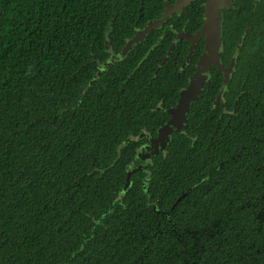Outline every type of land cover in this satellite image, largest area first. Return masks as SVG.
I'll use <instances>...</instances> for the list:
<instances>
[{
	"label": "trees",
	"instance_id": "trees-1",
	"mask_svg": "<svg viewBox=\"0 0 264 264\" xmlns=\"http://www.w3.org/2000/svg\"><path fill=\"white\" fill-rule=\"evenodd\" d=\"M160 3L0 0V264H169L167 257L178 253L168 237H153L155 230L145 228L154 222L153 212L142 210L129 193L120 199L123 178H105L118 175L119 165L91 169L86 159L65 157L59 142L61 109L77 102V73L104 45L106 32L113 26L109 38L124 36L127 19ZM231 11L223 16V50L232 47L226 37L235 21ZM255 45L245 86L256 99L240 96L228 124L220 123L222 138H210L214 120L199 124L207 134L197 132L190 156L196 150L201 159H183L182 187L162 188L159 208L167 210L197 175L222 162L215 178L173 211L180 230L226 221V242L200 264H264V35ZM85 98L77 113L85 112ZM93 158L101 165L109 161L104 139Z\"/></svg>",
	"mask_w": 264,
	"mask_h": 264
},
{
	"label": "flooded vegetation",
	"instance_id": "flooded-vegetation-1",
	"mask_svg": "<svg viewBox=\"0 0 264 264\" xmlns=\"http://www.w3.org/2000/svg\"><path fill=\"white\" fill-rule=\"evenodd\" d=\"M178 1L161 0L142 15L127 19L122 24L126 29L124 36L115 33L109 38L113 26L106 32L104 45L77 73L78 87L74 89L77 102L71 108L66 105L61 109L59 142L65 157L88 160L91 169L102 171L104 167L112 169L119 165L118 175L105 178H123L120 199L129 193L142 210L154 213V222L145 228L155 230L153 237H168L170 248L178 249L173 257L176 259L167 257L169 264H200L209 261L207 257L216 251L214 246L226 242L223 229L226 221L207 218L201 227L180 230L173 221V206L195 188L203 189L204 184H209L222 162L197 175L196 182L186 190L181 189L167 210L159 208L163 201L162 188L167 184L173 192L172 187H182L185 179L179 168L183 159L188 158L187 162L192 163L201 159L196 150L190 156L198 140L197 132L207 134L199 124H204L206 118L214 120L210 138H222L223 123L228 124L240 96L256 99L246 89L245 82L251 78V59L258 54L255 40L264 35V0H230V8L221 10L222 19L224 12L231 10V17H235L229 26L233 36L229 31L226 34L232 47L220 53L222 69L216 65L207 68L204 74L207 79L196 99L187 106L185 115L176 114V117L182 93L192 87L191 80L204 51L205 38L197 33L207 0L183 5H178ZM207 94L209 97L203 98ZM82 98L87 102L82 104L83 114L75 111ZM231 100L234 103L229 108ZM68 118L71 123L65 124ZM103 139L109 161L101 165L95 162L93 153ZM116 203L112 204V210ZM119 204L122 205L121 201ZM229 210L228 207L224 213Z\"/></svg>",
	"mask_w": 264,
	"mask_h": 264
},
{
	"label": "water",
	"instance_id": "water-1",
	"mask_svg": "<svg viewBox=\"0 0 264 264\" xmlns=\"http://www.w3.org/2000/svg\"><path fill=\"white\" fill-rule=\"evenodd\" d=\"M192 1L195 0H179L178 5L191 3ZM230 6V0H207L203 14V25L197 33L205 38L204 51L199 61L198 71L191 80L190 85H192V87L188 91L182 93L181 102L175 111V116L176 114L178 116L181 113L185 115L187 106L196 99L197 94L201 91L203 82L207 79V76L204 75L207 73V68L210 65H216L222 69L223 66H221L220 63V53L223 50V19L221 16V10L229 9ZM173 208H175V206H173Z\"/></svg>",
	"mask_w": 264,
	"mask_h": 264
}]
</instances>
